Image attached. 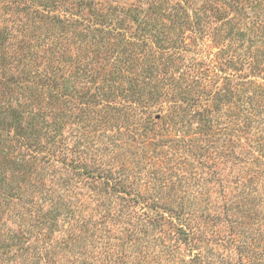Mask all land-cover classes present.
Instances as JSON below:
<instances>
[{
  "label": "trees",
  "instance_id": "16d2710c",
  "mask_svg": "<svg viewBox=\"0 0 264 264\" xmlns=\"http://www.w3.org/2000/svg\"><path fill=\"white\" fill-rule=\"evenodd\" d=\"M0 264H264V0H0Z\"/></svg>",
  "mask_w": 264,
  "mask_h": 264
}]
</instances>
